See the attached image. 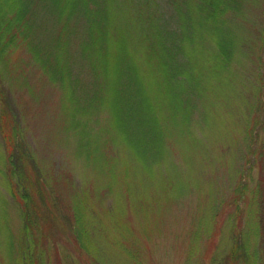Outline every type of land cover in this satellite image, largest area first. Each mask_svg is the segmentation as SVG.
<instances>
[{
    "label": "rangeland",
    "instance_id": "1",
    "mask_svg": "<svg viewBox=\"0 0 264 264\" xmlns=\"http://www.w3.org/2000/svg\"><path fill=\"white\" fill-rule=\"evenodd\" d=\"M158 4L170 27L177 28L174 0H158ZM225 15L227 29L238 42L234 61L226 68L235 79L248 83V78L253 80L258 76L256 58L260 44L255 40L259 41L257 27L264 26V0H242L238 11H228ZM50 24L46 27L54 26ZM38 32V38L47 43L48 30L41 28ZM76 48L73 41V49ZM137 56H141L140 50ZM214 56L215 53L211 58ZM144 75L145 84L157 86L158 92L150 97L149 112L141 119V135L118 137L114 128L108 127L110 132L106 130L112 120L108 105L101 108L98 103L82 98L84 94L89 97L92 94L93 80L88 68L82 70L80 79L74 81L76 84L65 88L61 82L47 78L39 63L33 62L21 46H16L0 61L5 101L15 114L25 145L48 179V195L54 200L50 220L60 223L56 235L48 238L51 248L43 250L37 264L45 255L51 258L49 264H98L78 249L69 231L70 205L76 192L89 196L87 211L91 212H86L84 219V239L93 253L106 250L112 254L113 264H186L184 257L193 236L191 226L200 208L204 210L206 202L221 198L228 208L220 210V218L231 210L233 204L229 207L228 202L235 195L233 188L238 180V175L232 178V174L244 165L242 154L248 143V134L235 117L246 104H242L238 94L234 97L237 92L231 75L227 74V80L219 75L216 77L220 82L215 77L207 83V89L219 83L224 91L213 97L214 90H210L203 105L205 118L196 112L191 117L176 112L177 105L162 100L161 75L157 80L151 72ZM72 90L74 98H69ZM79 96L81 100L77 101ZM253 97L252 90L251 94L247 91L249 104ZM65 104L72 107L65 108ZM76 104L78 110L73 108ZM5 124L12 125L11 115H6ZM82 127L86 136L93 139L89 145L83 143ZM1 137L0 134V264H20L24 244L29 242L24 236L20 205L12 198L6 181L7 149ZM143 138L154 142L143 144ZM260 141L264 144V129L259 131ZM106 150L114 153L115 158L107 156ZM263 175L258 163L251 171L248 169L244 177L248 186L247 205L242 203L246 209L254 206L252 194ZM155 194L160 195V201L154 207ZM151 205L155 208L153 215ZM110 207L116 211L115 226L109 221ZM90 225L98 228L91 231ZM204 241L203 238L195 244V262L206 257L208 243ZM27 251L32 250L29 247Z\"/></svg>",
    "mask_w": 264,
    "mask_h": 264
},
{
    "label": "trees",
    "instance_id": "2",
    "mask_svg": "<svg viewBox=\"0 0 264 264\" xmlns=\"http://www.w3.org/2000/svg\"><path fill=\"white\" fill-rule=\"evenodd\" d=\"M241 1L174 0L178 25L172 28L158 0H0V61L16 46H21L29 52L33 62L39 63L47 78L61 82L65 88L71 83L76 84L74 81L80 79L82 70L88 68L93 80L92 94L90 97L84 94L82 98L98 103L101 108L108 105L107 109L112 113L106 128L108 132L110 127L116 130L118 137L137 136L138 133L141 135V119L149 112L150 97L158 92L157 86L145 84V73L151 72L156 80L161 75L162 100L177 105L176 112L188 117L196 112L206 117L203 105L210 90H214L213 97L224 91L219 83L213 88L209 85L208 89L206 85L219 75L227 80V74L231 75V72L226 65L234 61L238 47L236 38L227 29L225 13L238 11ZM48 22L54 26L46 27ZM41 28L49 32L47 43L38 38ZM257 28L259 41L255 42L260 44L256 58L257 78H245L248 84L231 75L233 89L237 92L234 97L238 94L247 107V110L235 107L240 110L235 117L248 134L247 149L242 154L245 163L232 174V178L238 175L233 188L235 195L228 202L229 207L233 206L222 218L220 210L228 207L221 198L206 202L204 210L200 208L191 226L193 236L186 249V264H240L239 261L241 264H264V175L258 179L252 194L254 206L246 209L242 205H247L248 186L244 177L248 169L251 171L258 163L264 174V144L258 142L259 131L264 129V54L261 56L264 53V26ZM73 41L77 43L76 49H73ZM245 44L241 46L245 47ZM138 50L141 56H137ZM214 53L216 56L211 58ZM251 90L254 97L249 104L247 91L251 94ZM71 97L74 98L73 90ZM5 98L0 83V134L7 149L5 177L12 198L20 205L24 236L30 243L24 244L19 263L37 264L43 250L51 248L48 238L56 235L60 223L50 220L54 200L48 195V179L25 145L15 114ZM69 105L64 106L69 109L72 107ZM77 105L73 107L75 110H78ZM7 114L12 118L11 126L5 124ZM80 130L83 143L89 145L93 139L86 136L84 127ZM143 141L146 145L154 142L145 138ZM106 153L115 158L114 153L107 150ZM85 196L86 200L83 199ZM88 197L84 192L80 195L76 192L70 205L69 231L83 254L86 252L98 264H113L112 254L106 250L93 253L90 243L83 237L86 212H91L87 211ZM154 200L155 207L159 205L160 195L155 194ZM151 206L153 215L155 208ZM108 212L109 221L115 226L118 220L115 208L110 207ZM89 227L91 231L98 228L96 225ZM203 238L208 243L207 254L202 262L198 259L195 262L196 243ZM29 247L31 252L27 251ZM41 260L40 264H49L51 258L45 255Z\"/></svg>",
    "mask_w": 264,
    "mask_h": 264
}]
</instances>
